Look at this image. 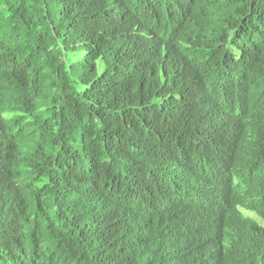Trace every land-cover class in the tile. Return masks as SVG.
I'll return each instance as SVG.
<instances>
[{
  "label": "trees",
  "instance_id": "obj_1",
  "mask_svg": "<svg viewBox=\"0 0 264 264\" xmlns=\"http://www.w3.org/2000/svg\"><path fill=\"white\" fill-rule=\"evenodd\" d=\"M0 264H264V0H0Z\"/></svg>",
  "mask_w": 264,
  "mask_h": 264
}]
</instances>
